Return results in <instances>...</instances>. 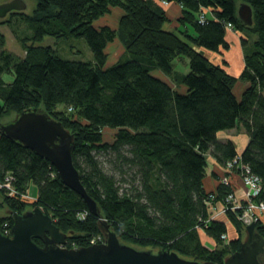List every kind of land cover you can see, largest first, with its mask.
<instances>
[{
	"label": "trees",
	"instance_id": "1",
	"mask_svg": "<svg viewBox=\"0 0 264 264\" xmlns=\"http://www.w3.org/2000/svg\"><path fill=\"white\" fill-rule=\"evenodd\" d=\"M34 1L31 14L8 15V20L18 16L31 33L22 38L21 57L0 44V121H7L1 118L9 112L15 116L33 108L60 121L74 137L73 165L99 214L61 182L48 160L0 133V181L11 176L16 192L0 190L9 213L40 207L67 234L68 248L88 246L106 223L121 242L136 248L170 249L222 264L239 249L245 227L242 209L226 203L235 193L230 181L204 188L206 154L224 168L240 155L264 186V0ZM163 2L179 6L181 33L164 29L169 20ZM239 2L251 7V26L238 20ZM113 7L122 10L117 25L95 27L93 21ZM227 23L242 34L238 76L205 54L229 48ZM45 36L83 38L93 59H63L38 44ZM116 38L123 53L107 64L106 47ZM182 58L188 60L187 73L175 68ZM238 81L246 84L239 95ZM105 128L114 131L108 141ZM234 128L248 138L241 153L230 141L217 140L219 132ZM30 185L37 189L34 199L21 196ZM212 195L213 205L227 209L213 219L206 204ZM259 199L264 201V189ZM6 221L11 230L9 214L0 217L1 233ZM255 227L264 237V217ZM201 231L213 240L212 249L201 242Z\"/></svg>",
	"mask_w": 264,
	"mask_h": 264
},
{
	"label": "water",
	"instance_id": "2",
	"mask_svg": "<svg viewBox=\"0 0 264 264\" xmlns=\"http://www.w3.org/2000/svg\"><path fill=\"white\" fill-rule=\"evenodd\" d=\"M25 8L23 0L0 3V19ZM237 18L243 25L251 26V7L240 3ZM0 133L48 160L61 182L85 201L93 215L99 214L97 203L87 194L73 165L74 137L60 121L36 108L27 109L12 119L0 121ZM10 215L13 218L11 232H0V264H219L186 258L170 249L136 248L121 242L106 223L101 226L105 242L68 248L67 234L40 207ZM244 227L246 236L239 249L225 257L222 264H264V237L256 230L254 222Z\"/></svg>",
	"mask_w": 264,
	"mask_h": 264
},
{
	"label": "rangeland",
	"instance_id": "3",
	"mask_svg": "<svg viewBox=\"0 0 264 264\" xmlns=\"http://www.w3.org/2000/svg\"><path fill=\"white\" fill-rule=\"evenodd\" d=\"M9 0H0V3L6 2ZM26 3V8L22 11H12L10 13H25L31 14L34 9L35 1L34 0H23ZM240 4V2H239ZM179 7V6H178ZM9 13V14H10ZM8 14V15H9ZM122 14V10L119 7H113L109 13L104 14L98 19L93 21L95 27H101L103 25H109L115 27L118 23V19ZM169 14V15H168ZM168 22L164 24V29L173 30L176 33H181L185 29L184 26L180 25L181 20V10L177 14L168 13ZM8 15L0 19V44H2L8 51L21 57L25 54L23 48V39L27 34H30V30L26 27L24 22L18 16H11V19L8 20ZM226 41L229 43L228 49H221L220 52L213 54V60L217 59L216 64H221L226 71H228L233 76H238L243 68V55L244 50L243 46L240 43V34L237 31L232 29H227L226 31ZM242 35V34H241ZM30 43V42H29ZM28 43V44H29ZM39 45L49 46L63 59H72V60H83L90 61L93 59L92 53L86 44L83 38H54L45 36ZM107 53V64L110 62H115L121 57L123 53V46L120 39L116 38L113 42L109 43L106 47ZM175 68L178 71L187 73L188 60L186 58L180 59L178 62L175 61ZM4 79L12 80V75L3 76ZM245 83L238 81L234 86L235 93L240 94L241 90L245 87ZM14 113H7L1 119L8 120L12 119ZM3 122V121H2ZM114 131L111 129L103 130V137L106 141L110 140L113 136ZM98 158L103 162V168L107 169L109 165L106 162V156L103 153L98 154ZM32 189V186L30 187ZM33 191V190H32ZM37 189L32 192L31 196L33 199L36 196ZM31 194L30 192H28ZM236 194V193H235ZM30 197V198H31ZM239 198V196H237ZM31 198V199H32ZM1 193H0V217L5 218L9 215V210L4 203ZM201 236L204 237L202 231L200 232ZM245 228L243 230V237L245 238ZM205 243V242H203ZM151 247V246H149Z\"/></svg>",
	"mask_w": 264,
	"mask_h": 264
},
{
	"label": "built area",
	"instance_id": "4",
	"mask_svg": "<svg viewBox=\"0 0 264 264\" xmlns=\"http://www.w3.org/2000/svg\"><path fill=\"white\" fill-rule=\"evenodd\" d=\"M200 18L203 19V15ZM232 28L233 27L230 23L226 24V29ZM235 169L237 171L240 182L244 188V195L243 197L238 198L235 193L229 194L226 197V203H231L230 209L232 210L242 209L240 218L244 225H247L250 222H254L256 224L257 222H260L262 220V217H264V201L260 199L255 200L259 192L264 189V186L262 185L261 179L255 174L251 173L247 166L243 165L240 155L235 156L233 159L229 160L226 163V173H234ZM219 181L222 184H229L228 174L222 176ZM1 189H5V191H7V194L10 196L16 194L13 186L11 185V176H6L4 181H0V190ZM28 192L29 191L27 190L26 193L22 194L21 196L24 198L31 199L32 197ZM213 198V195L210 196V200L206 202V204L209 205L211 212L210 218L212 219L224 215L227 210L224 205H213ZM243 202L244 204H242ZM2 228L3 233L5 234H9L11 232L9 228V223L7 221L3 223ZM221 238L223 240H227L226 235H222ZM103 242H105L104 236L99 235L90 239L89 245Z\"/></svg>",
	"mask_w": 264,
	"mask_h": 264
},
{
	"label": "crops",
	"instance_id": "5",
	"mask_svg": "<svg viewBox=\"0 0 264 264\" xmlns=\"http://www.w3.org/2000/svg\"><path fill=\"white\" fill-rule=\"evenodd\" d=\"M206 56L213 58V53L205 51ZM214 62L217 61V59L213 60ZM217 140L219 142H227L230 141L236 152L241 153L248 141L246 133L243 131L241 128H234L230 130H225L221 131L217 134ZM207 157V168H206V175L203 180L204 188L208 191L210 190H215L218 183L219 179L223 176V174H226V170L223 165H220L216 160L211 156L209 152L206 154ZM229 176V181L231 183L232 188L234 189V192L236 193L237 196L243 197L244 195V188L240 182L239 177L232 173ZM32 186V189L30 187ZM33 190V191H32ZM36 190V187L34 185H30L28 191L31 193L30 195L32 196L33 193ZM34 196V195H33ZM227 229H228V235L230 237H234L236 235L235 229L227 223ZM202 234L204 237L201 236L199 232V237L201 242L208 248H213L214 247V242L212 239L208 238L203 232Z\"/></svg>",
	"mask_w": 264,
	"mask_h": 264
},
{
	"label": "bare ground",
	"instance_id": "6",
	"mask_svg": "<svg viewBox=\"0 0 264 264\" xmlns=\"http://www.w3.org/2000/svg\"><path fill=\"white\" fill-rule=\"evenodd\" d=\"M162 5L164 6V8L167 10L168 13L177 14L179 12V7L174 3L167 4L163 2Z\"/></svg>",
	"mask_w": 264,
	"mask_h": 264
},
{
	"label": "flooded vegetation",
	"instance_id": "7",
	"mask_svg": "<svg viewBox=\"0 0 264 264\" xmlns=\"http://www.w3.org/2000/svg\"><path fill=\"white\" fill-rule=\"evenodd\" d=\"M263 258H264V256H263Z\"/></svg>",
	"mask_w": 264,
	"mask_h": 264
}]
</instances>
